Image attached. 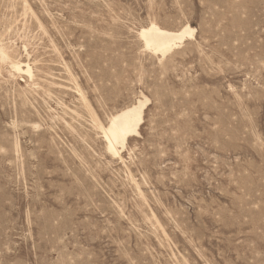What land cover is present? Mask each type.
Listing matches in <instances>:
<instances>
[{
    "label": "rangeland",
    "instance_id": "374dc122",
    "mask_svg": "<svg viewBox=\"0 0 264 264\" xmlns=\"http://www.w3.org/2000/svg\"><path fill=\"white\" fill-rule=\"evenodd\" d=\"M0 20L36 75L0 65V264H264V0H0ZM152 22L196 34L163 59ZM143 96L112 158L95 121Z\"/></svg>",
    "mask_w": 264,
    "mask_h": 264
},
{
    "label": "bare ground",
    "instance_id": "6f19581e",
    "mask_svg": "<svg viewBox=\"0 0 264 264\" xmlns=\"http://www.w3.org/2000/svg\"><path fill=\"white\" fill-rule=\"evenodd\" d=\"M24 4H25V7H26V12L28 10H31V8L27 5V2L26 1H24ZM150 18L153 19L155 17H150ZM150 22H151V20H150ZM39 26H41V25H39ZM13 27H15V26H13ZM12 29H14V28H12ZM43 29H45V28H43ZM43 29H41V30H43ZM11 32H12V30H11ZM44 34H46V33H44ZM195 34H196V29L192 28L189 24H186V25L182 26L181 28H179L177 30H173V29H169V28H166V27H162V26L158 25L156 22H152L149 25H147L146 27H142L140 29V31H139V37H140V39L138 41L141 40L143 42L144 49H145L144 51H146L148 53H151L153 55H156V56L159 55V56H161L164 59L169 54L173 53L176 48L179 49V47L184 43L185 39H187V38L193 39L195 37ZM8 45H10V44H8ZM203 54H205V53H203ZM0 65H2V66H8L9 69H10L11 75H13V73L14 74H18V75H26L28 77V79L31 80L32 82L35 80V76L36 75H35V71L32 68V66L30 64H27V63L24 64L21 61H18L16 59L12 58L11 51H10L9 47H6L5 45H1V44H0ZM190 71H191V69H190ZM2 77H4V76H2ZM248 83H250V82H248ZM75 88H76V90L78 88V91H77L78 93L77 94H79L81 96L80 99L82 98L84 101L87 102L86 96L83 94V92L80 90V88L78 86L75 87ZM149 102H150L149 98L147 96H143L140 100H138V102H136V103H134V104H132V105L126 107V108H123L122 110H120L119 112L115 113L114 115L111 114L112 117L109 119L107 125H103V124L95 121V126L98 129H100V131L102 132L103 137H104V141H105V144H106L107 152L112 156V158L113 157H119L120 154H121V150H124L126 148V146L128 145L130 139L132 137H137V136H139L141 134V133L139 134V129H141L140 126H141V124H142V122L144 120L145 110H146V107H147V105H148ZM100 105L101 104H99V106ZM94 115H95V113H94ZM78 118H80V117H77V120H78ZM66 123H68V122H66ZM18 149H17V151L20 150V149L19 150ZM129 154H130V152H129ZM16 155H17V152H16ZM138 190H139V188H138Z\"/></svg>",
    "mask_w": 264,
    "mask_h": 264
}]
</instances>
